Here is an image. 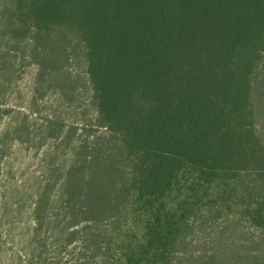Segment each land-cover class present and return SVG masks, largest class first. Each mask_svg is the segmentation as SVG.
<instances>
[{"label":"trees","instance_id":"trees-1","mask_svg":"<svg viewBox=\"0 0 264 264\" xmlns=\"http://www.w3.org/2000/svg\"><path fill=\"white\" fill-rule=\"evenodd\" d=\"M263 52L264 0H0L1 89L19 62L36 66L35 88L61 91L69 62L84 69L117 150L89 149L62 179L80 200L129 195L141 209L118 264H264V133L251 81ZM92 202L76 209L118 203ZM200 214L243 218L261 235L242 251L176 257Z\"/></svg>","mask_w":264,"mask_h":264},{"label":"rangeland","instance_id":"rangeland-1","mask_svg":"<svg viewBox=\"0 0 264 264\" xmlns=\"http://www.w3.org/2000/svg\"><path fill=\"white\" fill-rule=\"evenodd\" d=\"M14 69L0 88V264H101L104 257L106 264H118L122 242L140 235L141 209L129 195L117 199L92 190L93 198L80 200L62 179L84 152L117 146L115 140L108 144L110 134L97 122L82 65L66 66L64 91L54 83L35 88L32 63L19 62ZM252 76L253 124L264 133V52ZM119 160L121 169L114 168L124 171L129 163ZM95 199L97 207L118 203L115 210L76 209L75 203L92 206ZM202 214L188 218L190 229L176 246V257L242 251L261 235L243 218Z\"/></svg>","mask_w":264,"mask_h":264}]
</instances>
